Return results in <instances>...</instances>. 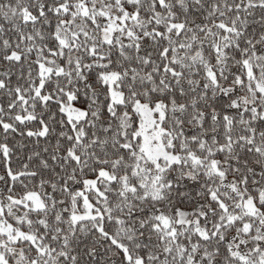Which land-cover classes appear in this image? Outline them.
Segmentation results:
<instances>
[{
	"label": "snow or ice",
	"instance_id": "snow-or-ice-1",
	"mask_svg": "<svg viewBox=\"0 0 264 264\" xmlns=\"http://www.w3.org/2000/svg\"><path fill=\"white\" fill-rule=\"evenodd\" d=\"M0 264H264V0H0Z\"/></svg>",
	"mask_w": 264,
	"mask_h": 264
}]
</instances>
